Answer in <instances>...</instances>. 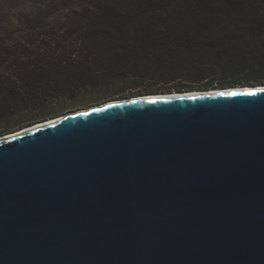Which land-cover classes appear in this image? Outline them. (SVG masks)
I'll use <instances>...</instances> for the list:
<instances>
[{
  "label": "water",
  "instance_id": "1",
  "mask_svg": "<svg viewBox=\"0 0 264 264\" xmlns=\"http://www.w3.org/2000/svg\"><path fill=\"white\" fill-rule=\"evenodd\" d=\"M55 120L0 141V264H264V86Z\"/></svg>",
  "mask_w": 264,
  "mask_h": 264
},
{
  "label": "trees",
  "instance_id": "2",
  "mask_svg": "<svg viewBox=\"0 0 264 264\" xmlns=\"http://www.w3.org/2000/svg\"><path fill=\"white\" fill-rule=\"evenodd\" d=\"M68 3L54 26L40 12L26 37L1 34L0 136L58 116L54 105L102 80L159 86L130 99L264 86V0Z\"/></svg>",
  "mask_w": 264,
  "mask_h": 264
},
{
  "label": "rangeland",
  "instance_id": "3",
  "mask_svg": "<svg viewBox=\"0 0 264 264\" xmlns=\"http://www.w3.org/2000/svg\"><path fill=\"white\" fill-rule=\"evenodd\" d=\"M70 1L71 0H0V40H4V37H1V34L6 30L13 32L16 35V39L29 35L30 32H28L27 27L24 25V23L27 22L26 17H29L30 20H34L38 17L40 12H45L46 17L44 22H46L48 27L54 26L56 22H62V16H64L67 12L64 7H67L69 5L68 2ZM158 87L159 86L156 84L143 81L127 80L112 85L111 82L102 80L101 82L95 83L92 87L81 90L76 97L66 98L57 103V105H54L52 107V111H58L59 115L51 118L50 120L65 117L70 114L88 111L111 101L127 100L130 99L126 98L130 94H137L146 90H154ZM109 97L115 98L108 100L107 98ZM118 97L121 98L117 99ZM30 118H32V114L24 118V120H29ZM7 136H10V134L0 136V141Z\"/></svg>",
  "mask_w": 264,
  "mask_h": 264
},
{
  "label": "bare ground",
  "instance_id": "4",
  "mask_svg": "<svg viewBox=\"0 0 264 264\" xmlns=\"http://www.w3.org/2000/svg\"><path fill=\"white\" fill-rule=\"evenodd\" d=\"M239 89H241V87H239ZM175 94H176V93H175ZM175 94H173V95H175ZM54 122H57V120H55V121H54V120H51V121L48 122V123H44V124H40V125H36V126L30 128V129L23 130V131L19 132L18 134L11 135L10 137L18 136V135L24 134L25 132H29V131H34V130H36V129H38V128H43V127H45V126H48V125H50V124H53Z\"/></svg>",
  "mask_w": 264,
  "mask_h": 264
},
{
  "label": "snow or ice",
  "instance_id": "5",
  "mask_svg": "<svg viewBox=\"0 0 264 264\" xmlns=\"http://www.w3.org/2000/svg\"><path fill=\"white\" fill-rule=\"evenodd\" d=\"M255 93H247V95H254ZM229 95H233V94H229Z\"/></svg>",
  "mask_w": 264,
  "mask_h": 264
}]
</instances>
